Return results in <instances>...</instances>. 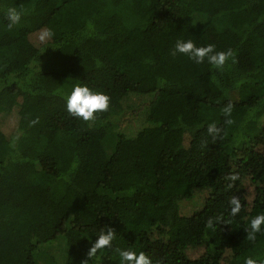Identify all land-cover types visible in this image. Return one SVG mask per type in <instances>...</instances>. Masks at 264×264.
Instances as JSON below:
<instances>
[{
  "label": "trees",
  "instance_id": "obj_1",
  "mask_svg": "<svg viewBox=\"0 0 264 264\" xmlns=\"http://www.w3.org/2000/svg\"><path fill=\"white\" fill-rule=\"evenodd\" d=\"M10 5L24 9L12 29ZM177 38L230 48L234 62L173 56ZM67 81L106 92L109 109L70 116ZM261 212L264 0H0V264H38L41 252L120 264L115 247L152 264H243L264 255V235L244 230ZM106 225L116 239L91 258Z\"/></svg>",
  "mask_w": 264,
  "mask_h": 264
},
{
  "label": "clouds",
  "instance_id": "obj_2",
  "mask_svg": "<svg viewBox=\"0 0 264 264\" xmlns=\"http://www.w3.org/2000/svg\"><path fill=\"white\" fill-rule=\"evenodd\" d=\"M24 14V9L18 5L7 6L3 10V15L7 20L6 27L12 29L18 25ZM50 30L44 31L40 36L41 40L51 36ZM171 55L182 54L191 60L194 64L207 63L210 69L223 71L229 60L234 62V53L232 49L216 50V46L212 43L206 45H198L192 39L177 38L170 50ZM110 96L102 91L91 88L87 83L71 84L70 90L64 94L65 109L68 114L74 118L82 119L85 122L93 121L96 114L100 111H106L110 107ZM232 105L229 103L223 109L226 123H231L228 119L231 116ZM35 123V121H33ZM207 132L216 136L220 133V128L213 122L207 126ZM232 179H236L235 176ZM242 208L241 200L237 196H232L228 201V213L230 217H235L240 213ZM221 221V217H209L207 227L213 228ZM228 223L227 221H224ZM249 240L255 241L258 234L264 235V212L254 215L245 226ZM96 239L90 247L87 255L91 258L98 257V250H102L105 246H111L116 239V232L111 226L100 228ZM89 239V238H88ZM90 241L92 239H89ZM114 252L118 254L120 264H152L151 258L143 251H136L132 247H115ZM87 264V261H85ZM243 264H264V255L255 254L244 257Z\"/></svg>",
  "mask_w": 264,
  "mask_h": 264
},
{
  "label": "rangeland",
  "instance_id": "obj_3",
  "mask_svg": "<svg viewBox=\"0 0 264 264\" xmlns=\"http://www.w3.org/2000/svg\"><path fill=\"white\" fill-rule=\"evenodd\" d=\"M219 20L224 21L223 19H219ZM194 23L197 26H205L206 23H207V20L205 18H203L202 16L195 15L194 16ZM218 24H220L221 26H223L222 25V22H218ZM48 69L50 71L57 70L58 69L57 63L54 60H49V62H48ZM71 84H72L71 81H67L66 82L65 85L67 86V89L70 90ZM106 149H107V151H110L108 148H106ZM183 212L186 213L187 215L189 214V211L188 210H186V211L183 210ZM36 260H37L38 264H54V262L52 261V259L50 258V256L47 253H42V252L41 253H38L36 255Z\"/></svg>",
  "mask_w": 264,
  "mask_h": 264
}]
</instances>
